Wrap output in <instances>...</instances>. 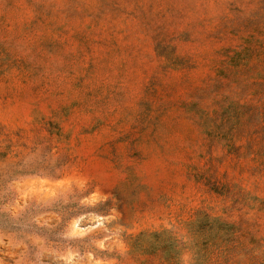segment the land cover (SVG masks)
<instances>
[{
	"label": "rangeland",
	"instance_id": "obj_1",
	"mask_svg": "<svg viewBox=\"0 0 264 264\" xmlns=\"http://www.w3.org/2000/svg\"><path fill=\"white\" fill-rule=\"evenodd\" d=\"M0 264H264V0H0Z\"/></svg>",
	"mask_w": 264,
	"mask_h": 264
}]
</instances>
